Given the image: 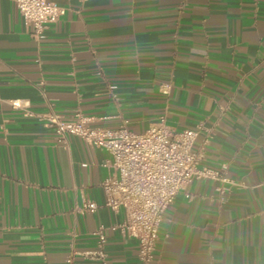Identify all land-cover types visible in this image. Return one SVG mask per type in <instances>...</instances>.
Listing matches in <instances>:
<instances>
[{"label":"crops","instance_id":"obj_1","mask_svg":"<svg viewBox=\"0 0 264 264\" xmlns=\"http://www.w3.org/2000/svg\"><path fill=\"white\" fill-rule=\"evenodd\" d=\"M51 1L65 13L37 41L0 0V264H139L136 241L108 229L124 216L104 206L108 154L58 142L49 112L197 130L199 167L218 178L177 192L150 264H264V0Z\"/></svg>","mask_w":264,"mask_h":264},{"label":"built area","instance_id":"obj_2","mask_svg":"<svg viewBox=\"0 0 264 264\" xmlns=\"http://www.w3.org/2000/svg\"><path fill=\"white\" fill-rule=\"evenodd\" d=\"M13 2L22 19L31 26L30 36L37 41L65 13L64 7L51 0ZM11 104L20 106L18 101ZM39 119L52 130L58 142L75 136L106 151L110 171L101 182L104 206L124 213L123 219L108 229L136 241L139 264L151 263L164 212L173 204L177 192L193 180L218 178L217 171L199 167L202 154L193 149L198 131H175L165 124L163 117L140 133L125 127H93L80 113L64 119L49 112ZM96 208L93 201H86L82 206L83 211L91 213ZM93 234L97 241L93 256L102 258L106 242L104 227L98 226ZM71 261L68 259L67 263Z\"/></svg>","mask_w":264,"mask_h":264}]
</instances>
